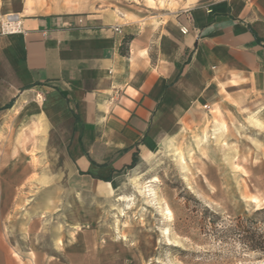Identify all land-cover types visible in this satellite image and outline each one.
<instances>
[{
  "label": "crops",
  "instance_id": "obj_1",
  "mask_svg": "<svg viewBox=\"0 0 264 264\" xmlns=\"http://www.w3.org/2000/svg\"><path fill=\"white\" fill-rule=\"evenodd\" d=\"M156 1L0 0L25 29L0 35V264H30L4 227L33 175L41 207L109 197L226 95L264 94V0ZM90 248L40 264H122Z\"/></svg>",
  "mask_w": 264,
  "mask_h": 264
},
{
  "label": "rangeland",
  "instance_id": "obj_2",
  "mask_svg": "<svg viewBox=\"0 0 264 264\" xmlns=\"http://www.w3.org/2000/svg\"><path fill=\"white\" fill-rule=\"evenodd\" d=\"M135 170L138 179L109 197L53 192L55 206L47 208L40 206L46 180L33 175L16 193L4 231L16 234L30 264L57 255L68 263V253L87 254L93 244L97 259L122 264H264L261 253L205 230L214 215L218 227L254 217L264 232V212L257 213L264 207V94L226 95L200 127L161 145Z\"/></svg>",
  "mask_w": 264,
  "mask_h": 264
},
{
  "label": "trees",
  "instance_id": "obj_3",
  "mask_svg": "<svg viewBox=\"0 0 264 264\" xmlns=\"http://www.w3.org/2000/svg\"><path fill=\"white\" fill-rule=\"evenodd\" d=\"M130 38L126 39V42ZM264 212V207L257 210V213ZM264 222V221H263ZM205 223L207 232L221 241L233 240L240 243L242 248L251 252H258L264 256V232L259 227L258 220L254 217L237 216L227 224H219L215 216H206Z\"/></svg>",
  "mask_w": 264,
  "mask_h": 264
},
{
  "label": "built area",
  "instance_id": "obj_4",
  "mask_svg": "<svg viewBox=\"0 0 264 264\" xmlns=\"http://www.w3.org/2000/svg\"><path fill=\"white\" fill-rule=\"evenodd\" d=\"M119 30V28H117ZM25 33L24 16L18 12H0V35Z\"/></svg>",
  "mask_w": 264,
  "mask_h": 264
},
{
  "label": "bare ground",
  "instance_id": "obj_5",
  "mask_svg": "<svg viewBox=\"0 0 264 264\" xmlns=\"http://www.w3.org/2000/svg\"><path fill=\"white\" fill-rule=\"evenodd\" d=\"M152 186V185H151ZM115 187V186H114ZM145 188V187H144ZM145 191H147L150 195H152L154 192H153V189L152 188H149V189H146L145 188ZM127 201H129L130 199L129 198H126Z\"/></svg>",
  "mask_w": 264,
  "mask_h": 264
}]
</instances>
